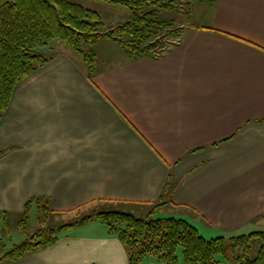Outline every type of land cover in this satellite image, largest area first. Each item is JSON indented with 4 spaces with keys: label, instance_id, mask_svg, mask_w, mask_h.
I'll use <instances>...</instances> for the list:
<instances>
[{
    "label": "crops",
    "instance_id": "0c3cea01",
    "mask_svg": "<svg viewBox=\"0 0 264 264\" xmlns=\"http://www.w3.org/2000/svg\"><path fill=\"white\" fill-rule=\"evenodd\" d=\"M190 6L194 22L160 55L96 56L90 76L62 51L17 85L0 120L1 223L33 197L76 218L151 207L167 185L158 208L212 236L264 231V0ZM0 264L130 263L94 217Z\"/></svg>",
    "mask_w": 264,
    "mask_h": 264
},
{
    "label": "trees",
    "instance_id": "16d2710c",
    "mask_svg": "<svg viewBox=\"0 0 264 264\" xmlns=\"http://www.w3.org/2000/svg\"><path fill=\"white\" fill-rule=\"evenodd\" d=\"M102 1L129 7L130 17L113 28L104 29V21L98 11L72 0H0V120L17 85L54 59V56H48L45 52L54 42L64 43L81 53L91 76L97 58L95 52L88 49L89 46H94L102 38H110L136 59L156 56L159 47L164 52L172 45L165 43V39L170 36L181 37V27L175 26L171 20L160 19L158 12L178 6V1L189 5L192 0ZM3 153L0 151V156ZM169 188L167 185L164 188V200L150 207L148 218L108 208L83 214L61 226L47 224L54 215L48 200L33 197L25 205L22 222L27 224L32 212H35L36 231L27 234L23 242L11 246L0 259H16L49 247L58 240L64 229L97 217L126 246L130 264H144L148 257H153L161 264H220L216 256L227 255L229 241L236 264H264V231L222 234L207 239L187 219L150 218L156 208L167 203L165 198L170 195ZM2 214L6 215L0 212V217ZM254 236H259L262 241L258 255L252 259L249 257L250 240ZM180 247L183 248L182 262L178 251ZM237 247L241 249V255L236 253Z\"/></svg>",
    "mask_w": 264,
    "mask_h": 264
},
{
    "label": "rangeland",
    "instance_id": "374dc122",
    "mask_svg": "<svg viewBox=\"0 0 264 264\" xmlns=\"http://www.w3.org/2000/svg\"><path fill=\"white\" fill-rule=\"evenodd\" d=\"M78 2L87 8L94 9L98 11L104 21V29H110L118 24L127 20L131 15V9L127 6L106 2L102 0H72ZM161 2L169 0H160ZM178 6L169 9H163L158 12V17L164 20H171L175 26H182V24H192L194 20L190 16V8L187 4H182L180 1L177 2ZM176 4V5H177ZM181 5V6H180ZM158 8V6L153 5V7ZM195 6H192L194 9ZM182 29V28H181ZM180 40V37L170 36L165 39V43L173 44ZM161 47H159L160 50ZM97 54V58H106V61H116L126 58L128 55L126 51L121 48L118 44L114 43L110 38L100 39L94 46L88 47ZM62 51H70L78 59H84V56L76 50L71 49L64 43L54 42L51 47L45 49L46 55L53 56L61 53ZM161 52V51H160ZM123 53V54H122ZM110 56V57H109ZM118 210L124 212H130L138 217H147V212L151 210L150 207L146 206H121L117 207ZM84 213L78 214L76 216L80 217ZM70 217V218H69ZM156 217H176L180 218L175 214L174 209L165 206L162 208L155 209L154 212L150 215V218ZM148 218V217H147ZM71 219L74 220L75 217L68 214H63L61 216L53 215L48 219L47 224L61 226L65 223H70ZM190 222V221H189ZM192 223V222H191ZM193 224V223H192ZM195 225V224H194ZM196 227L199 229L200 233L207 239L213 238L219 235H210V233L203 227ZM37 229V221L35 212H32L31 217L29 218L27 224H23L22 217H10L2 223H0V256L3 255L7 250L11 248L14 244H19L23 242L28 236L27 234H33ZM261 238L259 236H254L250 240L251 250L249 257L254 259L259 252L261 246ZM180 259L183 260V248H179ZM236 253L241 255L242 251L239 247L236 248ZM216 259L220 264H236L234 258V250L231 246L230 241L228 242L227 255L218 254Z\"/></svg>",
    "mask_w": 264,
    "mask_h": 264
},
{
    "label": "built area",
    "instance_id": "2783aa9c",
    "mask_svg": "<svg viewBox=\"0 0 264 264\" xmlns=\"http://www.w3.org/2000/svg\"><path fill=\"white\" fill-rule=\"evenodd\" d=\"M157 53V55H160L162 52H160V50L158 51V52H156Z\"/></svg>",
    "mask_w": 264,
    "mask_h": 264
}]
</instances>
